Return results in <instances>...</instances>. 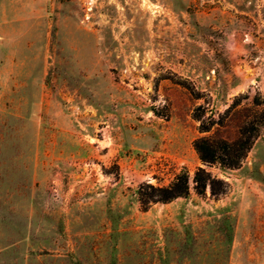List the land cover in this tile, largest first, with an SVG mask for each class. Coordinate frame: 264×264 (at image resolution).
<instances>
[{
  "label": "rangeland",
  "instance_id": "rangeland-1",
  "mask_svg": "<svg viewBox=\"0 0 264 264\" xmlns=\"http://www.w3.org/2000/svg\"><path fill=\"white\" fill-rule=\"evenodd\" d=\"M258 95L264 0H0V264H264V134L237 170L194 149Z\"/></svg>",
  "mask_w": 264,
  "mask_h": 264
},
{
  "label": "trees",
  "instance_id": "trees-1",
  "mask_svg": "<svg viewBox=\"0 0 264 264\" xmlns=\"http://www.w3.org/2000/svg\"><path fill=\"white\" fill-rule=\"evenodd\" d=\"M236 106L237 104H234L230 110ZM195 112L194 118L201 122L200 133H211L214 124L203 119L205 110L199 107ZM250 113L251 115H245L240 121L234 138L212 135L203 136L194 141V149L204 165H218L223 170H237L242 167L257 140L264 134V100H261L259 95L254 98ZM219 126L223 127L224 122ZM193 182L194 190L198 195L205 194L208 186L215 194L216 182L205 169H200L195 174ZM190 190V174L187 170H183L169 185H142L137 190V195L142 209L146 211L152 204H168L179 198H188Z\"/></svg>",
  "mask_w": 264,
  "mask_h": 264
}]
</instances>
